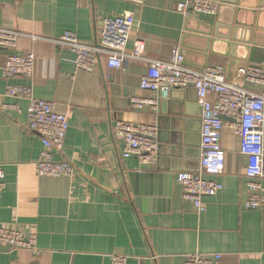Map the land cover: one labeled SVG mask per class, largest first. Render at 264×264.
<instances>
[{
  "label": "crops",
  "instance_id": "0c3cea01",
  "mask_svg": "<svg viewBox=\"0 0 264 264\" xmlns=\"http://www.w3.org/2000/svg\"><path fill=\"white\" fill-rule=\"evenodd\" d=\"M182 1L146 0L141 7L126 0H0V28L19 32L18 52L35 55L31 79L6 80L1 74L6 55L0 53V105L20 110L0 112L6 184L0 226L36 234L39 250L0 248V264H111L115 255L126 256V264H180L189 254H220L222 264H264V208L245 209L247 159L234 130L222 133L226 164L219 181L224 189L204 198L206 210L198 213L177 183L178 174L200 171L202 108L196 90L170 92L156 110L130 105L132 98L155 97L140 89V79L152 62L169 61L175 47L186 67H223L227 81L236 79L240 67L264 66V0H217L215 44L185 42L188 28L196 30V24L175 11ZM128 15L136 23L127 54L139 40L145 52L119 71L109 69L106 58L96 73L79 70L74 54L55 43L69 31L83 44L95 45L104 19ZM184 42L194 51L184 49ZM10 85L30 86L35 98L53 102L56 113L69 119L64 149L54 159L73 166L72 179L36 174L44 146L29 130L28 101L5 97ZM245 86L256 94L263 91ZM118 121L157 125L154 164L122 157L124 143L113 134Z\"/></svg>",
  "mask_w": 264,
  "mask_h": 264
},
{
  "label": "built area",
  "instance_id": "2783aa9c",
  "mask_svg": "<svg viewBox=\"0 0 264 264\" xmlns=\"http://www.w3.org/2000/svg\"><path fill=\"white\" fill-rule=\"evenodd\" d=\"M128 3L143 7L146 0H126ZM220 3L214 0H183L175 11L184 17L190 15L217 16ZM136 20L133 15L106 18L102 22L95 45L80 42L73 32H65L55 43L60 49L74 54L73 62L79 70L96 73L100 61L106 58L111 70L119 71L125 62L141 59L145 52L143 40L134 45L131 55L127 47ZM22 35L10 29L0 28V53H5L6 63L2 77L11 80L16 76L31 79L35 55L32 52H18V39ZM243 81V84L241 83ZM259 87L263 91L256 94L246 86ZM194 88L202 108L201 157L198 173L182 172L177 183L182 189L185 201L194 205L198 213L206 210L203 199L219 195L224 185L219 178L225 170L226 152L221 139L225 128H231L240 138V153L247 159L245 171L248 179L246 187L248 211L264 208V66L249 65L238 68L236 79L227 81L223 67H209L196 71L185 66V59L179 47L172 50L169 61H155L149 66L147 74L140 79V89L155 94L151 99L132 98L130 105L134 110L148 107L156 110L158 101L167 99L173 89ZM216 95L217 100L210 102L208 97ZM5 97L28 101L27 120L30 132L40 136L44 149L35 163L39 177L72 179L75 173L67 161H57L65 145L69 130V119L55 111V104L35 98L30 86H8ZM14 104L0 105V112H19ZM223 118L229 119L224 120ZM114 136L123 141L122 157H136L143 165H152L159 153L157 125L133 124L118 121L113 126ZM5 171L0 164V196L5 191ZM36 234L0 226V248L25 250L39 253ZM156 259V258H154ZM126 256L111 257V264H126ZM180 264H222V255L212 258L201 254H189Z\"/></svg>",
  "mask_w": 264,
  "mask_h": 264
},
{
  "label": "water",
  "instance_id": "95a60500",
  "mask_svg": "<svg viewBox=\"0 0 264 264\" xmlns=\"http://www.w3.org/2000/svg\"><path fill=\"white\" fill-rule=\"evenodd\" d=\"M215 1H217V0H215ZM221 1L223 2L225 0H221ZM220 9H221V5L219 8V12H220ZM217 16L213 17V16L196 15V14L190 15L188 17V20H189V22H193L196 24V30H194V28H192V29L188 28L189 34L184 39L185 42H186L187 38H191L194 42V38H195L198 41L199 40H205L209 44H211V43L215 44V40H213V37L215 36V39L220 37L219 26L217 25V23H219L220 20L217 22V19H216ZM185 42L183 43L182 47L184 49H186L187 51H194V45L192 46V45L187 44ZM175 90H180V89H173L171 92H173ZM223 119L227 120V121L229 120L227 118H223Z\"/></svg>",
  "mask_w": 264,
  "mask_h": 264
}]
</instances>
